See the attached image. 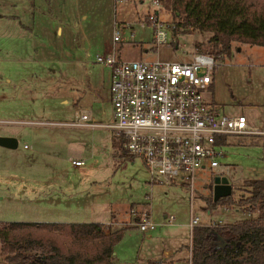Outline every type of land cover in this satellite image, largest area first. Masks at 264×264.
Instances as JSON below:
<instances>
[{
    "label": "rangeland",
    "instance_id": "1",
    "mask_svg": "<svg viewBox=\"0 0 264 264\" xmlns=\"http://www.w3.org/2000/svg\"><path fill=\"white\" fill-rule=\"evenodd\" d=\"M151 1L0 0V135L18 138L15 148L0 145V222L105 221L112 214L124 220L130 203H143L149 196L156 229L142 233L135 216L129 219L114 246V264H145L147 258L188 264L191 213L200 222L223 223L247 215L236 205L208 209L205 197L212 198L213 177L219 173L229 178L234 196L247 192L249 179L264 178V134L227 135L222 145L226 157L212 169L195 170L192 191L178 178L150 184L141 159L111 144L106 126L113 122L109 67L96 55L108 54L114 46L116 56L124 59H187L196 42L210 35L181 32V48L159 44L152 49L151 28L138 23L155 9ZM159 17L175 25L171 10L162 4ZM114 20L132 22L134 37L124 35L113 45ZM215 56L207 98L226 113L242 112L262 126L264 44L233 42L230 53ZM82 110L88 117L81 125L72 124ZM72 159L85 163L76 165ZM164 213L174 217L173 224L164 223ZM169 257L177 259L168 262Z\"/></svg>",
    "mask_w": 264,
    "mask_h": 264
},
{
    "label": "built area",
    "instance_id": "2",
    "mask_svg": "<svg viewBox=\"0 0 264 264\" xmlns=\"http://www.w3.org/2000/svg\"><path fill=\"white\" fill-rule=\"evenodd\" d=\"M151 3L155 9L139 18L138 23L141 28H151L152 49L159 44L184 46V42L179 43L181 32L176 31L175 25L160 19L161 2ZM134 34L132 22L113 21V45L121 42L124 35L131 40ZM96 60L109 67L113 122L106 126L123 138L127 152L141 159L150 184L171 183L178 178L192 191L195 170L212 169L226 157L221 142L224 136L226 140L229 134H264V118L262 126L254 125L244 113H226L207 98L217 60L209 51L195 46L187 59H124L116 56L113 46L110 53L97 54ZM87 117V113H80V119ZM71 162L83 164L84 160ZM149 198L146 196L142 209L130 207L135 224L143 233L157 226L146 207ZM173 220L172 215L166 216L167 223L172 224ZM217 224L223 222H200L193 213L188 221L190 231L196 225Z\"/></svg>",
    "mask_w": 264,
    "mask_h": 264
},
{
    "label": "trees",
    "instance_id": "3",
    "mask_svg": "<svg viewBox=\"0 0 264 264\" xmlns=\"http://www.w3.org/2000/svg\"><path fill=\"white\" fill-rule=\"evenodd\" d=\"M180 32H209L197 41L201 51L230 53L233 42L264 44V0H159ZM121 153L123 138L113 135ZM225 143V136L222 138ZM246 193L216 200L207 208L236 205L249 212L217 225L191 230L190 264H264V178L247 181ZM103 222H0L2 264H113L114 245L127 227L111 230Z\"/></svg>",
    "mask_w": 264,
    "mask_h": 264
},
{
    "label": "crops",
    "instance_id": "4",
    "mask_svg": "<svg viewBox=\"0 0 264 264\" xmlns=\"http://www.w3.org/2000/svg\"><path fill=\"white\" fill-rule=\"evenodd\" d=\"M61 29L60 28H58V31H60ZM144 51H146V48H144ZM56 74H58V72H55ZM109 95H110V93H109ZM62 101H64V102H67L68 101V99L67 98H63L62 99ZM76 102H77V100H76ZM75 102V103H76ZM82 112H85V113H87L85 110H82ZM89 112V111H88ZM93 118V117H92ZM94 119V118H93ZM80 115H79V118H78V122L77 123H73L72 122V124H76V125H81V123H79L80 122ZM111 133H112V135H111V140H112V138H113V135H117L114 131H112L111 130ZM16 137V136H15ZM112 144V143H111ZM18 146V145H17ZM16 146V147H17ZM24 146H26L25 144H24ZM37 148H35V149H33V151L34 152H39L38 150H36ZM125 154H129V155H132V154H130L129 152H127V153H125ZM133 159V158H132ZM85 163V162H84ZM83 163V164H84ZM76 165H79V164H76ZM145 167V166H144ZM146 169V168H145ZM52 201V200H51ZM145 205H146V203L145 202H143V203H141V202H138V203H135V204H133V203H130V205H129V207H128V218L127 219H119L115 214H112L111 215V217L108 219H105V221H102V220H90V221H76V220H74V219H70V220H67V219H56V220H52V219H48V220H28V221H62V222H103V223H106L107 225H108V227L109 228H111V230H113V229H117V228H119V227H128L129 226V224H128V220L129 219H132V214H131V212H130V207H132V206H136L138 209H140L141 207H145ZM48 206H50V205H48ZM147 206H148V204H147ZM146 206V207H147ZM149 207V206H148ZM50 210H54L55 211V213H61V211H57V210H61V209H54V207L52 208V207H48ZM62 209H64V208H62ZM166 216H167V214L166 213H164V217H165V220H164V223H166V224H169V223H167L166 222ZM55 219V218H54ZM122 221H124V222H122ZM126 221V222H125ZM189 221V220H188ZM233 221V220H232ZM114 223H115V225H114ZM188 223V222H187ZM119 224H121L120 226H119ZM130 224H133L132 223V221H131V223ZM173 224V223H172ZM169 225H171V224H169ZM157 227V226H156ZM108 228V229H109ZM156 229V228H155ZM154 230V229H153ZM153 230H151V231H153ZM150 231V232H151ZM142 232V231H141ZM143 233V232H142ZM189 235H190V239H189V244L187 245V247H188V254H187V263L188 264H190V261H189V258H190V244H191V231L189 232ZM116 245V244H115ZM114 245V246H115ZM164 252L166 253V254H168V255H170L171 254V250H169V249H165L164 250ZM174 258L175 259H177V257H169V260H168V262H173V260H174ZM116 261V254L113 252V264H114V262ZM141 262H142V264H144V260H141ZM124 264H128L127 262H123ZM131 264H138V263H136V261H132L131 262ZM145 264H163V259H157V258H147V260H145Z\"/></svg>",
    "mask_w": 264,
    "mask_h": 264
},
{
    "label": "water",
    "instance_id": "5",
    "mask_svg": "<svg viewBox=\"0 0 264 264\" xmlns=\"http://www.w3.org/2000/svg\"><path fill=\"white\" fill-rule=\"evenodd\" d=\"M0 145L15 148L18 145V138L12 135H0ZM232 192V184L229 178L224 174H216L212 183V199L216 200L221 196Z\"/></svg>",
    "mask_w": 264,
    "mask_h": 264
}]
</instances>
